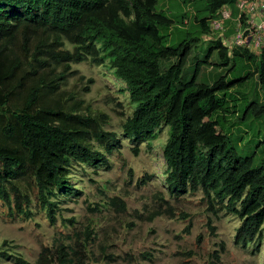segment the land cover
Listing matches in <instances>:
<instances>
[{"label": "trees", "instance_id": "obj_1", "mask_svg": "<svg viewBox=\"0 0 264 264\" xmlns=\"http://www.w3.org/2000/svg\"><path fill=\"white\" fill-rule=\"evenodd\" d=\"M235 2L208 0V16L195 17L197 32L186 30L167 44L174 20L157 9L158 0H0V200L24 214L35 195L54 220L58 193L72 189L73 162L106 160L101 147L109 150L117 142L104 128L107 115L62 88L74 72L72 63L90 61L112 69L126 85L134 104L122 123L127 137L151 141L155 128L168 126L162 158L170 190L178 194L200 187L215 212L240 220L234 241L249 246L264 223V145L241 155V136L236 142L232 138L229 117L238 112L240 123L264 120V102L242 93L238 106L232 92L255 75L264 89V46L259 56L243 47L228 55L217 39L203 59L192 58L202 36L210 33V19ZM213 53L216 63L208 60ZM208 64L214 70L224 67L212 82L200 76ZM49 252L43 248L37 264H53L56 258L61 264H85L63 244L54 257ZM10 256L0 250V257Z\"/></svg>", "mask_w": 264, "mask_h": 264}, {"label": "rangeland", "instance_id": "obj_2", "mask_svg": "<svg viewBox=\"0 0 264 264\" xmlns=\"http://www.w3.org/2000/svg\"><path fill=\"white\" fill-rule=\"evenodd\" d=\"M207 6L208 0H158L157 9L174 20L166 43H176L186 30L196 33L200 26L195 17L199 12L200 18L207 17ZM212 37L202 36L192 58L205 57ZM208 60L218 62L214 53ZM214 67L204 65L200 76L212 82L217 70L224 69ZM72 69L62 88L92 110L105 113L104 128L115 133L117 142L109 150L101 147L106 160L98 165L73 162L68 179L72 189L58 193L54 220L35 195L24 214L17 213L13 203L9 208L0 200V250L11 254L0 257V264H18L13 256L37 264L43 248L54 257L61 244L72 257L82 255L85 264H264V223L249 246L235 243L240 224L235 215L215 212L200 187L178 194L170 190L162 158L168 126L155 128L157 137L151 141L135 143L122 131L123 121L134 110L124 81L115 78L112 69L90 61L72 63ZM238 89H232L238 106L242 93L264 102L257 75ZM229 121L234 141L241 136L237 141L241 155L263 147L264 120L240 123L235 112ZM142 179L146 181L141 183ZM53 264L61 263L56 258Z\"/></svg>", "mask_w": 264, "mask_h": 264}, {"label": "built area", "instance_id": "obj_3", "mask_svg": "<svg viewBox=\"0 0 264 264\" xmlns=\"http://www.w3.org/2000/svg\"><path fill=\"white\" fill-rule=\"evenodd\" d=\"M237 14L231 5H224L209 21L211 41L220 39L227 47L228 55L234 48H247L259 56L264 46V0H236Z\"/></svg>", "mask_w": 264, "mask_h": 264}]
</instances>
